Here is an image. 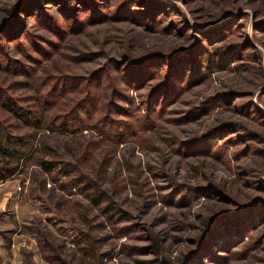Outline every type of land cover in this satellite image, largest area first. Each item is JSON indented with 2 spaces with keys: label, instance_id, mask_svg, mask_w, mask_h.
<instances>
[{
  "label": "rangeland",
  "instance_id": "rangeland-1",
  "mask_svg": "<svg viewBox=\"0 0 264 264\" xmlns=\"http://www.w3.org/2000/svg\"><path fill=\"white\" fill-rule=\"evenodd\" d=\"M0 125V264H264V0H0Z\"/></svg>",
  "mask_w": 264,
  "mask_h": 264
},
{
  "label": "trees",
  "instance_id": "trees-1",
  "mask_svg": "<svg viewBox=\"0 0 264 264\" xmlns=\"http://www.w3.org/2000/svg\"><path fill=\"white\" fill-rule=\"evenodd\" d=\"M207 60H209V58H207ZM7 99L5 100V103L9 106L8 109H11L14 114L18 117V118H24L25 116L23 115L26 114L27 117H29L30 119V113H33L32 111L28 110V111H21L19 106H14L16 105L15 102L13 100H11L9 97H6ZM32 120V122L34 123L35 126H38L41 124V120ZM9 141H12L11 135L8 134L7 131L4 130V128L2 127V125H0V152H5V148H6V144H8ZM17 143L19 144L20 142L17 140ZM43 166L45 167V169L47 170H51V163L48 161H43Z\"/></svg>",
  "mask_w": 264,
  "mask_h": 264
}]
</instances>
